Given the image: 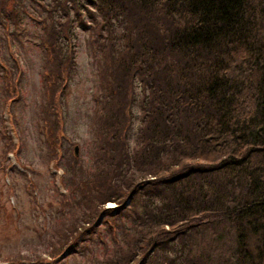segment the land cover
Segmentation results:
<instances>
[{"label": "trees", "instance_id": "obj_1", "mask_svg": "<svg viewBox=\"0 0 264 264\" xmlns=\"http://www.w3.org/2000/svg\"><path fill=\"white\" fill-rule=\"evenodd\" d=\"M42 1L0 0V37L42 5L31 20L39 25L46 154L61 147V96L75 70L71 38L80 25L91 29L103 99L92 126L109 152H99L95 170L81 179L99 199L92 215L112 217L153 199L138 211L142 228L126 243V259L110 263L264 264V0ZM83 9L94 20L102 16L95 31ZM115 17L124 20L122 30L111 25ZM3 79L14 97L16 80L4 73ZM133 105L143 122L137 148L129 149L125 126ZM129 162L140 173L127 174ZM206 226L208 238L201 233ZM223 228L228 242L220 247ZM70 237L63 231L62 243ZM191 238L211 252H191ZM176 242L187 251L164 254Z\"/></svg>", "mask_w": 264, "mask_h": 264}, {"label": "rangeland", "instance_id": "obj_2", "mask_svg": "<svg viewBox=\"0 0 264 264\" xmlns=\"http://www.w3.org/2000/svg\"><path fill=\"white\" fill-rule=\"evenodd\" d=\"M41 6L17 25H10V34L6 35L4 29L0 37V264H112V258L126 259V243L130 236L136 237L135 229L142 228L138 211L153 199L139 201L135 208L130 205L128 211L119 208L118 216L92 215L99 199L90 195L81 179L86 180L95 170L99 152H105V158L109 152L99 147L100 136L92 126L94 115L102 110L103 99L96 84L97 62L88 45L91 29L80 25L74 27L71 38L75 70L61 96V147L55 145L52 157L51 152L46 154L45 132L39 118L45 81L40 44L34 35L39 25L31 20V16L40 17ZM83 17L91 28L102 16L96 13L94 20L83 9ZM110 21L117 31L123 29L124 20L115 17ZM3 73L16 80L14 97L4 89ZM133 110L125 126V146L129 149L137 148L136 135L143 122L137 105ZM102 128L106 129L103 124ZM134 166L138 167L126 163L123 170L127 174L140 173ZM94 186L92 190L98 197V186ZM106 205L112 206L113 201ZM87 218L91 220L89 224ZM207 226L201 231L206 238L211 235ZM63 231L72 239L62 243ZM221 232L218 244L225 247L229 233L225 228ZM74 238L77 240L72 242ZM189 244L190 251H199V255L211 252L208 243L201 248L196 238H191ZM53 246H59L55 253ZM184 249L186 252V244L176 242L164 254H182Z\"/></svg>", "mask_w": 264, "mask_h": 264}, {"label": "water", "instance_id": "obj_3", "mask_svg": "<svg viewBox=\"0 0 264 264\" xmlns=\"http://www.w3.org/2000/svg\"><path fill=\"white\" fill-rule=\"evenodd\" d=\"M74 151L77 153V145L74 146Z\"/></svg>", "mask_w": 264, "mask_h": 264}]
</instances>
